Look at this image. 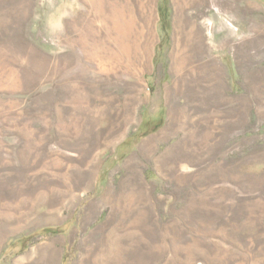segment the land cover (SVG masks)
<instances>
[{
	"label": "rangeland",
	"instance_id": "obj_1",
	"mask_svg": "<svg viewBox=\"0 0 264 264\" xmlns=\"http://www.w3.org/2000/svg\"><path fill=\"white\" fill-rule=\"evenodd\" d=\"M187 1L0 0V264H264V0Z\"/></svg>",
	"mask_w": 264,
	"mask_h": 264
},
{
	"label": "bare ground",
	"instance_id": "obj_2",
	"mask_svg": "<svg viewBox=\"0 0 264 264\" xmlns=\"http://www.w3.org/2000/svg\"><path fill=\"white\" fill-rule=\"evenodd\" d=\"M90 4L91 7H93V9H95L96 7L99 8V11L101 12V14L104 17V21L108 22H112L113 25L115 26L114 28H116V32H118V34L125 33L124 28H122V25H124V23L122 22V18L123 20L129 21L133 24H131L132 26H135V19H134V15H133V5H130L128 7H126L123 11L122 14V9L119 8V4L118 2H120V0H117V4L113 2V0H87ZM179 6L182 8L185 3L188 4L187 0H177ZM201 1V0H200ZM138 3V2H137ZM131 4V3H130ZM135 4V3H134ZM107 7H110L108 13H107ZM180 24V23H179ZM131 27V26H130ZM132 29V27H131ZM186 29V28H185ZM184 27L182 28V24H180L178 26V31L179 32H183V30H185ZM132 33H133V29H132ZM137 36V35H136ZM175 60L176 63L178 65L177 70L180 72H182L185 68L186 64V59L185 56L183 55V49H182V53L176 52L175 53Z\"/></svg>",
	"mask_w": 264,
	"mask_h": 264
},
{
	"label": "crops",
	"instance_id": "obj_3",
	"mask_svg": "<svg viewBox=\"0 0 264 264\" xmlns=\"http://www.w3.org/2000/svg\"><path fill=\"white\" fill-rule=\"evenodd\" d=\"M254 78H256V77H254ZM253 79H251V81H252ZM262 81H264V75H261V77H260V86H261V95L263 94V96H264V85H263V83H262ZM262 85H263V87H262ZM251 87V86H250ZM252 93V92H251ZM253 94V93H252ZM257 95V94H256ZM252 105V104H251ZM260 106H261V109H262V107H263V111H264V101L262 102H260ZM253 110V107L251 106V111ZM256 108H254V111L256 112Z\"/></svg>",
	"mask_w": 264,
	"mask_h": 264
},
{
	"label": "trees",
	"instance_id": "obj_4",
	"mask_svg": "<svg viewBox=\"0 0 264 264\" xmlns=\"http://www.w3.org/2000/svg\"><path fill=\"white\" fill-rule=\"evenodd\" d=\"M160 12H161V10H160ZM162 21H163V19H162ZM156 129H157V127H154V130H156ZM154 130H153V131H154ZM53 230H55V229H52V228L46 229L47 232H51V231H53ZM26 240H28V239L23 240V244H24V246H26Z\"/></svg>",
	"mask_w": 264,
	"mask_h": 264
}]
</instances>
